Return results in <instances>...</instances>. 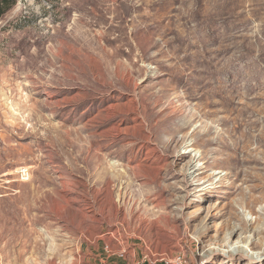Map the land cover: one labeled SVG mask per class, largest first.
Returning a JSON list of instances; mask_svg holds the SVG:
<instances>
[{
	"label": "rangeland",
	"instance_id": "obj_1",
	"mask_svg": "<svg viewBox=\"0 0 264 264\" xmlns=\"http://www.w3.org/2000/svg\"><path fill=\"white\" fill-rule=\"evenodd\" d=\"M263 249L264 0H15L0 264H264Z\"/></svg>",
	"mask_w": 264,
	"mask_h": 264
},
{
	"label": "bare ground",
	"instance_id": "obj_2",
	"mask_svg": "<svg viewBox=\"0 0 264 264\" xmlns=\"http://www.w3.org/2000/svg\"><path fill=\"white\" fill-rule=\"evenodd\" d=\"M111 109H110V112L112 111V107H110ZM113 133H118V132H120L121 130H118V128L117 127H112V130H111ZM111 133V132H110ZM200 169V167H198V165L195 163V162H190L189 163V165H188V167H187V170H188V173H189V175L191 176V175H193L194 177L196 176V174H198L199 172L198 171H200L199 170ZM192 176V177H193ZM246 240V239H245ZM247 243V242H246ZM246 243H244V242H242V244H240V243H238L239 245H238V248H237V252H241V253H243V252H245V250H246ZM249 249V248H248ZM232 251H235V249L234 248H231L230 249V252H232ZM262 256H264V249L262 250V251H260V252H256V253H254V254H252V256H250L251 258H260V257H262Z\"/></svg>",
	"mask_w": 264,
	"mask_h": 264
},
{
	"label": "trees",
	"instance_id": "obj_3",
	"mask_svg": "<svg viewBox=\"0 0 264 264\" xmlns=\"http://www.w3.org/2000/svg\"><path fill=\"white\" fill-rule=\"evenodd\" d=\"M15 0H0V18L5 14L13 5Z\"/></svg>",
	"mask_w": 264,
	"mask_h": 264
},
{
	"label": "built area",
	"instance_id": "obj_4",
	"mask_svg": "<svg viewBox=\"0 0 264 264\" xmlns=\"http://www.w3.org/2000/svg\"><path fill=\"white\" fill-rule=\"evenodd\" d=\"M17 172L19 173L20 177L23 179L25 176L28 175V170L24 167H20Z\"/></svg>",
	"mask_w": 264,
	"mask_h": 264
}]
</instances>
